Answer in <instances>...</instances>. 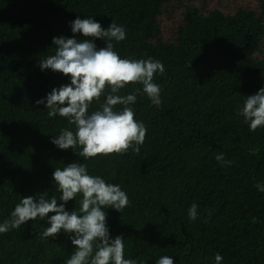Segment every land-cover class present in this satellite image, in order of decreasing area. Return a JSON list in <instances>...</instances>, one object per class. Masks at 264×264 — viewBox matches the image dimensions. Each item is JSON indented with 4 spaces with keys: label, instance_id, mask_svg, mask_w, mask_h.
<instances>
[{
    "label": "trees",
    "instance_id": "trees-1",
    "mask_svg": "<svg viewBox=\"0 0 264 264\" xmlns=\"http://www.w3.org/2000/svg\"><path fill=\"white\" fill-rule=\"evenodd\" d=\"M77 17L105 29L124 26L125 40L112 41L121 58L164 65L153 81L161 88L159 106L141 84L118 93L141 89L131 105L147 128L139 153L85 159L81 147L61 150L51 142L75 126L35 102L70 78L42 71L39 61L54 53V37H72ZM261 88L264 0H0V224L25 197L47 192L60 202L53 172L76 162L128 196L121 212L103 209L110 238L125 239V259L215 264L219 253L221 264H264V192L256 188L264 184V126L251 131L237 115ZM219 153L230 166L215 159ZM81 199L66 210L78 211ZM193 203L195 221L188 217ZM49 226L37 217L0 233V264H66L75 248L63 231L44 238Z\"/></svg>",
    "mask_w": 264,
    "mask_h": 264
},
{
    "label": "clouds",
    "instance_id": "clouds-1",
    "mask_svg": "<svg viewBox=\"0 0 264 264\" xmlns=\"http://www.w3.org/2000/svg\"><path fill=\"white\" fill-rule=\"evenodd\" d=\"M72 37H54L53 54L39 61L41 70L50 69L70 78V84L54 88L37 105L44 104L48 116L66 118L75 130L64 128L51 142L61 150L82 148L79 153L85 159L97 156L123 154L132 149L139 153L144 144L147 128L135 119L131 105L137 101L141 89L132 94L119 95L121 89L129 84H141L142 93L159 106L161 88L154 83L157 73L165 72L164 65L151 57L147 59L121 58L114 50L112 41L125 40V27L112 22L107 29L93 18L77 17L70 23ZM82 34V38L78 36ZM106 42L97 48L95 40ZM108 89L106 100L99 108L89 113L93 101H99ZM122 105V110L116 106ZM244 118L251 131L264 126V88L245 97L242 108L237 111ZM215 159L222 166H230L232 161L225 160L219 153ZM53 180L57 190L62 193L58 202L47 192L39 196L23 198L11 212V219L0 224V233L19 229L37 217H47L44 238L55 237L63 231L68 234L75 251L66 264H137L136 260L125 259L123 236L110 238L105 208L121 212L129 204L128 196L119 185L107 183L100 176L90 175L86 164L70 163L63 169L56 168ZM264 192V184H256ZM81 195L80 207L72 211L65 205ZM53 213L50 218L48 214ZM188 217L198 218V205L193 203L188 209ZM223 257L217 253L215 264H221ZM156 264H174L169 256H163Z\"/></svg>",
    "mask_w": 264,
    "mask_h": 264
}]
</instances>
